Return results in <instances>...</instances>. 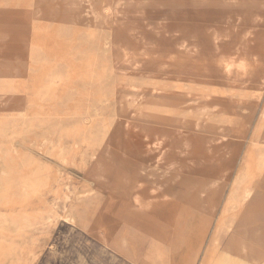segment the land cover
Listing matches in <instances>:
<instances>
[{"label": "rangeland", "instance_id": "1", "mask_svg": "<svg viewBox=\"0 0 264 264\" xmlns=\"http://www.w3.org/2000/svg\"><path fill=\"white\" fill-rule=\"evenodd\" d=\"M263 79L264 0H0V264H264Z\"/></svg>", "mask_w": 264, "mask_h": 264}, {"label": "bare ground", "instance_id": "2", "mask_svg": "<svg viewBox=\"0 0 264 264\" xmlns=\"http://www.w3.org/2000/svg\"><path fill=\"white\" fill-rule=\"evenodd\" d=\"M226 27V26H225ZM233 28V27H232ZM231 29V28H230ZM229 29V30H230ZM235 30H237L236 28H235ZM239 30V29H238ZM228 31V30H227ZM226 31V32H227ZM231 31H234L233 29H231ZM209 32H212V31H209ZM216 32V31H215ZM235 32V31H234ZM213 33H214V31H213ZM218 33V32H217ZM233 33V32H232ZM212 34V33H211ZM210 34V35H211ZM219 34V33H218ZM218 34H216V35H218ZM224 34H226L227 36H228V33H224ZM215 34H214V37L216 36ZM247 35V34H246ZM245 35V36H246ZM249 35V34H248ZM247 35V36H248ZM212 36H213V34H212ZM212 36H211V38H212ZM219 38V37H218ZM224 38V37H223ZM246 38V37H245ZM213 39V38H212ZM221 39V38H220ZM225 39V38H224ZM243 39V38H242ZM226 40V39H225ZM241 42V41H240ZM108 47V46H107ZM106 47V48H107ZM105 48V47H104ZM190 50V49H189ZM182 51V50H181ZM62 52V51H61ZM184 52V51H183ZM154 58V57H153ZM254 60V59H253ZM168 61V60H167ZM170 61H172V60H170ZM178 62V61H177ZM233 63V62H232ZM178 64V63H177ZM179 65V64H178ZM78 67V66H77ZM180 67V66H179ZM163 68V67H162ZM72 69V68H71ZM162 70H164V69H162ZM239 70V69H238ZM241 70V69H240ZM252 70V69H251ZM71 71V70H70ZM160 71V70H159ZM242 71H245V69L244 70H242ZM244 73V72H243ZM242 73V74H243ZM153 76V75H152ZM245 76V75H244ZM151 77V76H150ZM243 77V76H242ZM154 78V77H153ZM165 78V77H164ZM160 79V78H159ZM162 79V78H161ZM69 80V79H68ZM237 80H238V78H237ZM148 81V80H147ZM263 81H264V79H263ZM157 82V81H156ZM260 82H262V81H260ZM163 83V82H162ZM193 83V82H192ZM211 83V82H210ZM205 84V83H204ZM261 84H263V83H261ZM62 85V84H61ZM70 85V84H69ZM161 85V84H160ZM200 86H203V85H200ZM211 86V85H210ZM235 87H237L236 86V84H235ZM240 87V86H239ZM196 88H198V87H196ZM210 88V87H209ZM208 88V89H209ZM233 88V87H232ZM199 89V88H198ZM211 89V88H210ZM209 89V90H210ZM199 90H201V89H199ZM208 90V91H209ZM188 91V93H189V90H187ZM78 92V91H77ZM202 92V90L201 91H199V95H201L203 98L205 97L206 99H207V97H208V95H207V93L205 94L204 92L203 93H201ZM206 92H207V90H206ZM226 92H228V91H226ZM192 93V92H191ZM241 94V93H240ZM195 97V96H194ZM217 97H219V96H217ZM204 98V99H205ZM242 98H244V97H242ZM239 99V98H238ZM208 100V102L209 101H211V102H213L214 100L212 99V97H210L209 99H207ZM109 101V100H108ZM216 101V100H215ZM218 101V100H217ZM220 101H221V99H220ZM241 101H242V99H241ZM110 102V101H109ZM239 102V101H238ZM111 103V102H110ZM109 103V104H110ZM240 103V102H239ZM242 103V102H241ZM196 104V103H195ZM134 106H135V104H134ZM241 109V108H240ZM151 110V109H150ZM204 110V109H203ZM194 111V110H193ZM197 111H199V109L197 110ZM196 111V112H197ZM264 111V110H263ZM182 112V111H181ZM186 113V112H185ZM187 114V113H186ZM177 116V115H176ZM178 117H179V114H178ZM205 118V117H204ZM219 119V118H218ZM260 119H261V116H260ZM147 120V119H146ZM216 120V119H215ZM263 120H264V118H263ZM149 121V120H148ZM175 121V120H174ZM181 121V120H180ZM204 121H206V120H204ZM218 121V123H219V120H217ZM216 121V122H217ZM207 122V121H206ZM230 122V121H229ZM173 123V122H172ZM181 123V122H180ZM194 122H192V124H193ZM203 123H205V122H203ZM203 123H202V125H203ZM211 123V122H210ZM213 123V122H212ZM215 123V122H214ZM220 124V123H219ZM260 124V123H259ZM128 125H130V124H128V123H126L125 124V126H126V129H129V128H131V126L128 128ZM210 125V124H209ZM152 127L153 126H150L149 127V129H152ZM178 127V126H177ZM219 127V126H218ZM217 127V128H218ZM208 128V127H207ZM196 130V129H195ZM195 130L193 129V131L195 132ZM203 130V129H202ZM201 130V131H202ZM192 131V130H191ZM166 132V133H165ZM159 134H161L162 136H165L166 137V139H167V142L165 143L167 146H170V147H173L174 148V146H175V135H174V132L173 131H169V132H167V131H165V130H161V132H160V130H158V131H156L155 133H154V137H155V139L151 142L150 141V144H156V142H158L159 140H158V135ZM259 134V133H258ZM152 136V137H153ZM101 137H102V134H101ZM162 138V137H161ZM160 137H159V139H161ZM182 140V139H181ZM223 140V139H222ZM102 141V140H101ZM184 141V140H183ZM214 141V140H213ZM213 141H212V143H211V145L212 144H214L213 143ZM181 142V141H180ZM185 142V141H184ZM208 142H211V141H208ZM219 143H220V140L218 141ZM217 142V143H218ZM185 143H189V142H185ZM158 144V143H157ZM198 144V143H197ZM196 144V145H197ZM182 145H185V144H182ZM207 145V144H206ZM209 145V144H208ZM193 146V145H192ZM185 147V146H184ZM188 147H189V145H188ZM230 147V146H229ZM190 148V147H189ZM216 149V147H214L213 145H212V147H210V149H209V151H214ZM192 150V149H191ZM264 154V153H263ZM155 156V155H154ZM158 157H160V156H158ZM262 157V156H261ZM158 159V158H157ZM174 160V159H173ZM147 161V160H146ZM165 162H166V160H165ZM256 162H258V163H260V165H263L264 164V158H261V159H259V161H258V159H257V161ZM169 163V162H168ZM175 163V162H174ZM173 163V164H174ZM248 163H249V161H248ZM147 164V163H146ZM150 164V163H149ZM155 164H156V160H155ZM176 164H178V163H176ZM195 164V163H194ZM160 165V164H159ZM169 165V164H168ZM155 166V165H154ZM167 166V165H166ZM170 166V165H169ZM168 166V167H169ZM162 167H163V165H162ZM176 168V167H175ZM174 168V169H175ZM184 168V167H183ZM173 169V170H174ZM184 170H185V168H184ZM138 172V171H137ZM181 172H183V171H181ZM185 173V172H184ZM189 174V173H188ZM135 175V174H134ZM158 175H159V177H165L166 175H167V172L165 171V170H163V169H161V170H159V172H158ZM187 178V177H186ZM242 179H244V178H242ZM213 185V184H212ZM214 185H215V183H214ZM16 187V186H15ZM205 190H211V191H214V192H216L217 193V191H218V189H216V188H214V187H209V186H207L206 188H204ZM204 189H202V190H204ZM153 193V192H152ZM251 193H252V191L249 189V188H244V189H242V190H236V192H234V193H232V195H230V197H229V199L227 200V203H226V205H225V209H224V213H228V212H231V211H234V210H240V204L242 203V202H244V201H246V200H248L249 198H250V196H251ZM168 200V199H167ZM136 202V201H135ZM201 206H202V204H201ZM254 209H256L254 206H252V205H249V206H247V208H245L244 210H245V214L247 213H249L251 210H254ZM243 219H246L245 217L243 218ZM233 223H232V220L231 221H228L227 223H225L224 225H221V227L223 228V229H225V230H229V228L231 227V225H232ZM41 225V224H40ZM6 232V231H5ZM255 240V242L256 243H259V240L258 239H254ZM217 242H218V229H216L215 230V232H214V235H213V237H212V243H213V245H214V249L216 248V247H218V245H217ZM120 245V247H121V249H122V247L123 248H125L126 246H127V237H123L122 239H121V241H120V244H118V246ZM234 246V250H233V252H229V251H225L224 253H222V256H221V260L225 263V264H227V263H229V261L230 260H239V261H242V263H244V264H246L247 262L246 261H249V259H248V251H247V247H245L244 245H243V243L242 242H237V244H235V245H233ZM212 248V249H213ZM126 253H127V251L125 250V249H123ZM32 258V257H31ZM143 261L146 263V264H163L161 261H160V259H159V257L158 256H156V255H145L144 256V258H143ZM249 263L250 264H256V263H251L250 261H249Z\"/></svg>", "mask_w": 264, "mask_h": 264}, {"label": "crops", "instance_id": "3", "mask_svg": "<svg viewBox=\"0 0 264 264\" xmlns=\"http://www.w3.org/2000/svg\"><path fill=\"white\" fill-rule=\"evenodd\" d=\"M233 264H244L242 263V261H239V260H232ZM247 263L246 264H250L249 261H246Z\"/></svg>", "mask_w": 264, "mask_h": 264}]
</instances>
